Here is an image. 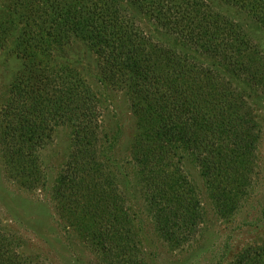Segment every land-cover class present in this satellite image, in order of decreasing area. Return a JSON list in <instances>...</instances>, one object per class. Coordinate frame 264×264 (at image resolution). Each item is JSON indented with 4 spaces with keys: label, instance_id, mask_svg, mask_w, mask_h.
<instances>
[{
    "label": "trees",
    "instance_id": "trees-1",
    "mask_svg": "<svg viewBox=\"0 0 264 264\" xmlns=\"http://www.w3.org/2000/svg\"><path fill=\"white\" fill-rule=\"evenodd\" d=\"M32 1L39 4L40 10L51 9L50 16L56 17L57 22L64 26L62 32L54 34L57 40H50L48 36L52 32L39 26L30 30V45L27 48L34 49L40 62L52 64L51 58L55 59V56L51 46H56L60 38H79L94 52L97 82L115 92H126L135 118V135L129 149L135 165L148 176L147 202L158 211L154 216L156 225L167 221L171 224L172 231L180 233L175 239L176 243L181 240L184 245L190 244L203 231L204 212L199 196L193 193L194 187L189 178L185 177L187 161L195 164L201 172L207 193L211 197L213 215L226 222L238 216L244 206L242 199L247 197L246 187L255 185L251 183L254 179V167L247 169L243 164L247 158L243 153L251 134L255 132L257 137L261 132L257 126L254 107L249 102L260 105L264 101V51L240 22L235 21L238 17L233 12L237 10L264 30V0H217L228 8L229 13L217 9L210 0ZM124 4L127 8L137 4L139 13L153 10L152 21L155 27L158 26L165 35L171 37L172 45L148 44V33L134 25L130 15L126 14V7L122 6ZM89 15L90 19L85 18ZM84 19H88L85 26ZM58 49L60 57L57 67L60 63L74 66L75 76L66 73V64L60 66L62 69L55 74L57 79L62 80V87L54 88L52 99L44 109L51 107L54 110L52 113L59 118L64 114L61 107L76 101V105L83 107L87 115L86 124L79 121L77 129L88 125L90 131L97 132L98 120L91 106L100 104V96L78 74L79 68H82L80 63L73 60V57L66 58L62 50ZM31 89L30 87V91ZM22 94H26L23 89L20 95ZM37 95L36 102H40L43 108L44 100H41L40 94ZM49 120L48 116H44L47 130H50ZM53 120L58 122L56 126L65 124L61 119ZM67 121L68 119L66 123ZM12 137L11 146L14 151L13 154L7 152L9 157L4 163L17 170L24 168L22 172L26 173L31 155L39 150L37 147L45 145V138L41 134L34 141L33 147L27 148L32 153L27 154L26 160V154L22 150L26 148L24 143L18 141L16 136ZM85 138L94 145H88L84 141H81L80 146L77 145L79 136L76 142L72 141L71 146L78 153L85 154L90 161L95 159V154L91 153L96 149V137L86 135ZM49 141L52 142V139ZM252 158L251 162H254L253 154ZM110 160L111 158L106 157L107 165L98 162L92 165L98 174V182L95 185L91 180L90 185L94 187L88 188L86 201L75 196L66 198L62 191L58 195L62 211H66L67 207L69 210L72 202L84 205L85 211H81L83 216L80 217L81 226L90 232L87 225L91 221L93 229L90 239L84 238L82 243H87L92 248L96 246L98 233L108 237L126 234L125 225L122 228V209L118 208L117 202L115 206L118 219L93 215L95 207L102 201L107 197L117 196L118 191L120 192V188L112 183L116 177L108 174ZM68 166L75 170L66 171L65 177L74 180L73 187L79 184V188L83 189V183H87L84 171L88 167H83L79 161H72ZM174 177L180 183L175 197L172 191H160L172 186ZM58 190H61L60 187ZM89 192L94 193V197L87 195ZM7 200L17 209L16 214L24 215L21 212L25 205L23 202H14L12 198ZM192 206L194 214L190 216L188 208L192 209ZM29 207L32 210L31 219H34V215H39L41 208L44 209L43 206L32 204ZM152 208L151 212L154 211ZM183 211L186 214L184 216ZM97 214L101 213L98 211ZM32 223L37 225L35 220ZM46 231L41 229L40 236L41 232L44 233L43 241L54 246V240L50 236L52 234L47 235ZM108 237L104 239L101 248L112 259V264H138L142 260L141 253L131 254L128 249L130 239L118 243L114 238ZM73 242L76 245L74 236ZM220 254V259L227 258L229 251L226 248ZM63 260L67 262L66 257ZM0 264L45 263L40 257L35 258L26 251L19 235H5L0 229ZM217 264H264V253L258 258L242 251L232 260L226 259Z\"/></svg>",
    "mask_w": 264,
    "mask_h": 264
},
{
    "label": "rangeland",
    "instance_id": "rangeland-1",
    "mask_svg": "<svg viewBox=\"0 0 264 264\" xmlns=\"http://www.w3.org/2000/svg\"><path fill=\"white\" fill-rule=\"evenodd\" d=\"M210 1L215 4L217 9L230 12L225 5L217 0ZM122 6L126 7V14L130 15L134 25L148 33L147 38L150 39L148 44L166 43L172 45L171 37L165 35L158 29V26L155 27L152 21L153 10L139 13L137 4H132L128 8L125 4ZM39 7V4L32 0H0V229L5 235H19L24 241L26 251L34 255L35 258L40 257L45 264H112V259L101 248L104 239H107L108 236L98 233L94 248L87 243H82L84 238L90 239L93 229L91 221L87 225L90 232L81 226L80 217L85 211V209L83 210L84 205L72 202L69 205V210L67 207L66 211H62L60 210L61 199L58 196L62 191L66 198L75 196L79 200L86 201L88 188L94 187L90 185L91 180L95 185L98 182L96 180L98 174L92 165L97 162L107 165L106 157H108L111 158L108 174L116 177L112 183L120 188V192L118 191L119 195L117 196L107 197L104 202L103 199H98L102 203L95 207L93 215L106 219L113 217L118 219L115 202L117 205L119 204L118 208L122 209V228L125 225L126 234L123 236L117 234L108 238H114L118 243L124 239H130V248L128 249L132 252L131 254H142V260L138 264H180L179 261H184V264H217L219 261H226V259L227 261L232 260L242 251L258 258L263 255L264 101L262 97L260 105H256L252 101L249 102L252 108L254 107L257 126L261 132L257 137L255 132L252 133L244 148L243 154L247 158L243 164L247 169L251 166L254 167L255 172L252 174L254 179L251 183H255V185L246 187L247 197L242 199L241 203L244 206H242L241 212L229 222L213 215L211 197L207 193L201 172L195 164L187 161L185 177L191 181L192 187H194L193 193L199 196L204 212L203 231L190 244L184 245L181 240L176 243L175 239L180 236V233L172 231L171 224L164 221L163 224L156 225L154 216L156 217L158 211H155L156 208H152L147 202L149 198L146 191L148 176L135 165L134 157L129 149L135 135V118L131 113L126 92H115L97 82L94 52L79 38L73 40L60 38V41L56 42V46H51L55 56V59L51 58V60L52 64L56 65L55 68L50 62L49 64L40 62L35 56L34 49L27 48L30 45V30L39 26L52 32L48 36L50 40H57V36L54 34L62 32L64 26L57 22L56 17L50 16L51 9L40 10ZM45 10L47 11L45 12ZM233 14L238 17L235 21L240 22L244 30L252 35L255 43H258L264 51V30L250 18L239 14L237 10H234ZM90 17L91 15L85 18L90 19ZM88 19H84V26ZM58 48L62 50L66 58L73 57V60L80 63L82 68H79L78 74L100 96V104L91 106L96 112L98 120L97 132L90 131L88 125H82L83 129H77L76 124L79 121L85 123L87 115L83 107L76 105V101L62 106L64 114L59 118L52 113L54 110L51 107L44 109L52 99L54 88L62 87V80L57 79L55 73H58V70L62 69L60 66H65L66 63H60V66L57 67L60 57ZM66 66L68 67L66 73L75 76L76 67L67 64ZM22 89L26 94L20 95ZM37 94H40L41 100L46 102L43 101V108L40 102H36ZM71 115L72 118H69ZM44 116L51 119L49 120L50 130H47V124L43 121ZM51 117L57 120L61 119L65 121V124L56 126L58 122H55ZM66 119H68L67 123ZM41 134L45 138V145L37 147L39 150L31 155V163L29 170L26 169V173L22 172L24 168L17 170L4 163L5 159L9 157L7 152L13 154L14 151L11 146L12 136H16L18 141L24 143L26 148H22V150L24 155L26 154L25 159L27 160V154L32 153L27 148L33 147L34 141ZM86 135L96 137L94 141L97 142L94 146L96 149L91 153L95 154V159L91 160L96 163L89 161L85 154L78 153L71 146L73 145L72 141L76 142V138L79 136L77 145L80 146L81 141L88 142V145H94L85 138ZM51 139L52 142L49 141ZM252 154L256 162H251ZM72 161H79L83 167H88L84 171L87 183H83V189L79 188V184L73 187L74 180H69L70 177L64 175L66 171L73 172L75 170L68 166ZM174 178L172 186L160 191H172L175 194L174 197L177 196L176 191L180 188V183L177 181V177ZM59 187L61 190H58ZM105 190L107 191L108 188ZM90 194L91 197H94V193L89 192L87 195ZM11 198L14 202L25 204L21 208L24 215L15 213L17 209L12 205V202L7 200ZM30 204L44 207L43 210L41 208L38 211L39 215L35 213L34 219H31ZM151 208L154 210L153 212H151ZM191 208H188L190 216L194 214L193 206ZM70 211H76V213ZM98 211L101 214L98 215ZM184 215L186 214L183 211L182 216ZM186 218L188 219L187 216ZM34 220L37 225L32 223ZM41 229L43 232L46 229L47 235L52 234L50 236L54 240L55 247L43 241L45 236L42 232L40 236ZM73 236L76 239V245L73 242ZM226 248L229 251V256L220 259V255H222L220 253H223ZM63 257L67 258V262L63 260Z\"/></svg>",
    "mask_w": 264,
    "mask_h": 264
}]
</instances>
